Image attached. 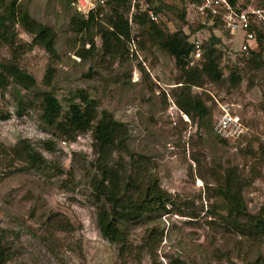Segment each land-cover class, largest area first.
<instances>
[{"label": "rangeland", "instance_id": "374dc122", "mask_svg": "<svg viewBox=\"0 0 264 264\" xmlns=\"http://www.w3.org/2000/svg\"><path fill=\"white\" fill-rule=\"evenodd\" d=\"M17 1L35 20L53 28L57 58L39 46L20 55V66L35 77L37 86L31 91L15 84L0 88V143L10 147L26 140L41 149V142L50 139L56 150L41 149L51 162L42 171L23 164L0 165V233L6 232L17 256L12 264H168L170 258L187 264H244L264 256V240L252 242L224 225L216 197L218 178L225 168L236 167L244 177L254 178L244 188L248 211L256 214L264 206V66L255 70L246 64L249 52L241 51L244 33L233 36L222 23L213 29V20L188 2L161 0L163 30L183 29L204 41L217 36L224 73L236 66L242 74L236 87L208 83L193 88L210 110L200 122L175 103L180 85L175 60L137 28L132 34L138 38L129 42L128 53L122 47L119 56H105L99 27L81 34L71 29L70 19L77 11L68 6L69 0ZM237 6L262 15L253 19L264 32V0H238ZM184 8L185 22L179 17ZM112 9V4L99 3L100 24L108 25ZM16 30L20 42H32V35L19 25ZM251 49L264 60V41ZM12 55V49L0 42V62ZM78 90H85L99 110L109 111L127 126L129 151L151 162L149 171L172 195L167 212L129 226L124 250L107 241L97 225L92 133L64 141L41 118V93L53 92L67 110ZM223 109L241 120L244 131L237 139L227 140L216 131Z\"/></svg>", "mask_w": 264, "mask_h": 264}, {"label": "trees", "instance_id": "16d2710c", "mask_svg": "<svg viewBox=\"0 0 264 264\" xmlns=\"http://www.w3.org/2000/svg\"><path fill=\"white\" fill-rule=\"evenodd\" d=\"M156 2L159 4L156 5ZM183 3L185 0H181ZM232 4L236 0H230ZM73 0L68 6L74 8ZM153 9L162 15L163 2L154 0ZM112 15L108 25H102L98 20V12L90 13L88 17L78 12L70 19V27L77 34L99 27L103 40L105 56H119L122 47L128 53L129 42L138 38L132 34L137 28L138 34L146 36L148 41L175 60L180 71L179 86L174 92L177 107L193 120L203 122L210 110L205 100L193 94V88H203L206 84H229L236 87L242 82V74L238 67L230 68L226 75L221 68V52L217 45L220 38L211 35L204 41L200 36L187 34L183 29L168 33L161 27L162 20L153 22L143 12L133 14L130 21L131 0H110ZM3 11L0 13V42L12 49V58L0 62V88L6 89L10 84L31 91L37 82L33 75L20 66V55L31 51L34 46L43 48L52 57L57 58L55 41L57 35L53 28L35 20L27 6L17 0H1ZM263 10V9H262ZM264 11V10H263ZM127 13V14H125ZM179 17L185 22L186 9H182ZM212 19L211 17H208ZM213 29L222 23L219 18L212 19ZM32 35L31 43L19 41L16 26ZM255 33V43L264 41V32L257 26H252ZM194 38V39H192ZM202 42V57L194 62V40ZM92 48L95 44L91 41ZM127 49V50H126ZM246 64L251 69L259 70L264 66L260 52L249 50ZM193 63V64H192ZM50 76L53 69H49ZM48 74V78H49ZM50 84V78L47 81ZM41 118L44 124L53 131L54 136L64 141H75L80 134L91 132L94 140L93 149L96 158L93 162L95 176L91 187L97 208V225L102 236L112 244H117L124 250L129 245V226L150 215L167 212V207L173 205L172 195L159 185L157 176L149 171L151 162L145 156H139L129 151V130L125 124L115 119L107 110H99L98 104L85 90L76 91L68 101L65 110L53 92L41 93ZM6 117H4L5 119ZM225 142V140H224ZM41 149L53 153L56 150L54 140L41 142ZM41 149L29 141L21 140L14 146L6 147L0 143V165L14 168L25 165L30 170L42 171L51 162L43 155ZM122 154L129 157L126 161ZM224 175L219 177L216 190L220 211L219 218L224 225L231 228L242 238L252 242L264 240V206L256 214L248 211L244 188L251 185L254 178L244 177L238 168L227 167ZM249 180V181H248ZM61 230L62 227L56 226ZM17 260L13 247L7 239L6 232L0 233V264H12ZM168 264H187L181 258H170ZM244 264H264V256Z\"/></svg>", "mask_w": 264, "mask_h": 264}, {"label": "built area", "instance_id": "2783aa9c", "mask_svg": "<svg viewBox=\"0 0 264 264\" xmlns=\"http://www.w3.org/2000/svg\"><path fill=\"white\" fill-rule=\"evenodd\" d=\"M108 0H73V7L75 10L85 18L90 13H97L99 11V3L105 7ZM154 0H131L130 21L133 14L137 12L146 13L149 19L153 22H159L161 20L160 14L156 13L153 9L155 3ZM189 4L195 5L196 10L201 16H207L219 18L225 29L233 36L239 32H243L244 36L241 42V51L249 52L252 48V44L255 43L256 36L252 31L254 23V17L261 16L256 12L249 13L248 11L238 10L236 0L235 4H232L230 0H185ZM156 2V1H155ZM264 18V17H263ZM259 19H262L259 17ZM194 57L193 61L197 62L202 57V42L200 40H194ZM193 64V63H192ZM216 131L223 138L227 140L237 139L244 131L241 120L238 116L232 115L226 109H223V113L218 117L216 124Z\"/></svg>", "mask_w": 264, "mask_h": 264}, {"label": "water", "instance_id": "95a60500", "mask_svg": "<svg viewBox=\"0 0 264 264\" xmlns=\"http://www.w3.org/2000/svg\"><path fill=\"white\" fill-rule=\"evenodd\" d=\"M108 1H110V0H108Z\"/></svg>", "mask_w": 264, "mask_h": 264}]
</instances>
